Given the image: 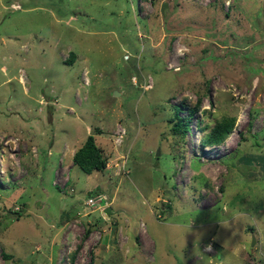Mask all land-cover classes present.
<instances>
[{
  "label": "rangeland",
  "instance_id": "rangeland-1",
  "mask_svg": "<svg viewBox=\"0 0 264 264\" xmlns=\"http://www.w3.org/2000/svg\"><path fill=\"white\" fill-rule=\"evenodd\" d=\"M0 264H264V0H0Z\"/></svg>",
  "mask_w": 264,
  "mask_h": 264
},
{
  "label": "trees",
  "instance_id": "trees-1",
  "mask_svg": "<svg viewBox=\"0 0 264 264\" xmlns=\"http://www.w3.org/2000/svg\"><path fill=\"white\" fill-rule=\"evenodd\" d=\"M71 56L73 59L75 58L73 53ZM73 59H70L69 62ZM176 107L179 109V106ZM197 109V105L195 108H191L189 110L188 116L186 117H181L179 112L176 113L175 117L173 118L175 120L177 119L176 121L173 120L176 122V126L178 127L176 130H174L176 135L184 137V135L189 131L190 118L196 114ZM235 126L236 117H231L228 115L223 116L216 121V124L209 132L205 133L202 138V146L209 147L221 145L233 132ZM201 129L204 131L206 127H202ZM97 130V134H102L101 130ZM73 161L76 166H79L84 172L88 174H92L94 172H104L107 169L109 163L104 151L97 145L94 135H89L85 144L75 152Z\"/></svg>",
  "mask_w": 264,
  "mask_h": 264
},
{
  "label": "built area",
  "instance_id": "built-area-1",
  "mask_svg": "<svg viewBox=\"0 0 264 264\" xmlns=\"http://www.w3.org/2000/svg\"><path fill=\"white\" fill-rule=\"evenodd\" d=\"M102 199L107 200V199H106V196H99L97 199H95V198H90V199L88 200V205H89V206H92L93 203H95V202H97V201H99V200H102Z\"/></svg>",
  "mask_w": 264,
  "mask_h": 264
},
{
  "label": "water",
  "instance_id": "water-1",
  "mask_svg": "<svg viewBox=\"0 0 264 264\" xmlns=\"http://www.w3.org/2000/svg\"><path fill=\"white\" fill-rule=\"evenodd\" d=\"M106 213H107V214H112V213H113V212H112V208H111V207H107V208H106ZM253 244H255V241H254Z\"/></svg>",
  "mask_w": 264,
  "mask_h": 264
}]
</instances>
